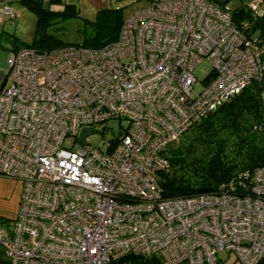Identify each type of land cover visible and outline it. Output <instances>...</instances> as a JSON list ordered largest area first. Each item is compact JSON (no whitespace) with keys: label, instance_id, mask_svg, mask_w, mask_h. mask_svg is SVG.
Returning a JSON list of instances; mask_svg holds the SVG:
<instances>
[{"label":"built area","instance_id":"built-area-1","mask_svg":"<svg viewBox=\"0 0 264 264\" xmlns=\"http://www.w3.org/2000/svg\"><path fill=\"white\" fill-rule=\"evenodd\" d=\"M246 3L262 11L259 0ZM0 12L15 15L8 3ZM122 21L101 47L7 56L0 174L20 184L21 197L12 222L0 223V264H110L127 253L216 264L220 250L260 264L264 168L181 197L164 196L157 178L170 140L259 77L260 40L213 0H150ZM202 59L211 70L193 93ZM82 127L91 128L84 142ZM106 130L99 144L87 142Z\"/></svg>","mask_w":264,"mask_h":264},{"label":"trees","instance_id":"trees-1","mask_svg":"<svg viewBox=\"0 0 264 264\" xmlns=\"http://www.w3.org/2000/svg\"><path fill=\"white\" fill-rule=\"evenodd\" d=\"M18 1L35 14L34 38L30 42H24L12 34L11 50L30 46L41 51L65 44H76L64 42L47 32L52 20L64 19L78 13L79 10L72 0ZM213 1L225 6L230 0ZM0 3L9 4L6 0H0ZM52 4L61 7H53ZM261 9L262 11L256 14L247 3H240L233 8L230 7V12L233 20L246 34L255 35L260 40L264 63V7L261 6ZM123 19L121 9L101 7L95 19L91 20L96 25L95 33L77 44L84 47H101L102 44L117 37ZM242 22L245 23V27L241 26ZM4 83L6 75L1 80L0 89ZM263 91L264 67L259 77L251 80L238 93L212 111L190 123L176 139L165 145L160 153L168 160L169 166L157 172L164 196L181 197L217 192L221 184L233 180L237 185L245 179L244 173L247 172L246 177H249L256 168H264ZM237 189L239 192L243 190L241 187ZM110 264L164 263L157 254L127 253L112 260Z\"/></svg>","mask_w":264,"mask_h":264},{"label":"rangeland","instance_id":"rangeland-1","mask_svg":"<svg viewBox=\"0 0 264 264\" xmlns=\"http://www.w3.org/2000/svg\"><path fill=\"white\" fill-rule=\"evenodd\" d=\"M9 2V6L15 13V17L10 18L6 14L0 12V29L3 27L4 32L0 37V69L5 70L8 63L6 62L7 56L12 51L11 42L12 34L17 36L20 40L24 42H30L34 37V20L35 14L29 8H26L18 0H6ZM150 0H72L76 4L78 13L64 19H54L52 20L51 25L48 26L47 32L54 34L62 41L79 43L82 42L85 38L89 37L96 31V25L91 22L95 19L97 11L101 7H116L121 9V14L123 18L136 7L147 4ZM249 0H230L227 4L229 7L233 8L235 5L240 3L248 2ZM260 6H264V0H259ZM2 3H0V6ZM53 7H61V5L52 4ZM7 35L9 37H7ZM108 35H102V37H107ZM211 70L210 63L207 59L200 60L199 63L195 65L193 73L198 79L194 84L192 91L197 93L200 91L202 84V77L205 76ZM262 97L264 100V91L262 92ZM118 121L115 119L108 120L106 125L113 127V130L116 131ZM111 134V131L106 130L104 133L95 131L92 134L87 136V142L90 144H99L103 138L108 137ZM71 141V136L67 137L65 144L69 145ZM219 257L231 260L233 264H241L240 260L235 257L234 253L220 250ZM227 257V258H226ZM222 262V261H221ZM217 264H221L218 262Z\"/></svg>","mask_w":264,"mask_h":264},{"label":"crops","instance_id":"crops-1","mask_svg":"<svg viewBox=\"0 0 264 264\" xmlns=\"http://www.w3.org/2000/svg\"><path fill=\"white\" fill-rule=\"evenodd\" d=\"M3 33L5 32L4 28L2 27L0 29V37L3 35ZM3 76V70L0 69V83ZM20 191L21 186L15 179L8 178L0 174V223L7 225L12 222V219L16 215L18 210L17 207L21 197ZM224 259L225 258L223 257L219 258L217 263L220 262L221 264H233L231 260ZM260 264H264V261H262Z\"/></svg>","mask_w":264,"mask_h":264},{"label":"water","instance_id":"water-1","mask_svg":"<svg viewBox=\"0 0 264 264\" xmlns=\"http://www.w3.org/2000/svg\"><path fill=\"white\" fill-rule=\"evenodd\" d=\"M79 132H80L79 140H80V142H84V137L86 134L91 132V128L90 127H82Z\"/></svg>","mask_w":264,"mask_h":264}]
</instances>
